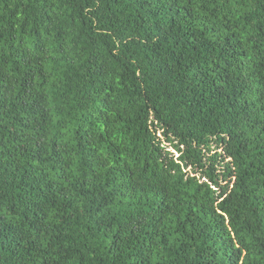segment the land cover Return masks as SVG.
I'll list each match as a JSON object with an SVG mask.
<instances>
[{
	"label": "trees",
	"instance_id": "trees-1",
	"mask_svg": "<svg viewBox=\"0 0 264 264\" xmlns=\"http://www.w3.org/2000/svg\"><path fill=\"white\" fill-rule=\"evenodd\" d=\"M0 264H264V0H0Z\"/></svg>",
	"mask_w": 264,
	"mask_h": 264
}]
</instances>
